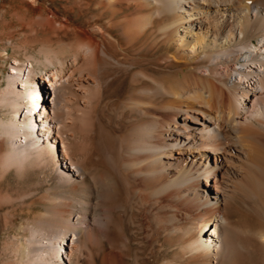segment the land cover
<instances>
[{
    "label": "bare ground",
    "instance_id": "1",
    "mask_svg": "<svg viewBox=\"0 0 264 264\" xmlns=\"http://www.w3.org/2000/svg\"><path fill=\"white\" fill-rule=\"evenodd\" d=\"M96 1L101 11L68 29L73 41L44 38L37 55L15 58L0 91V172L53 165L61 142L70 165L62 178H89L95 191L94 207L62 195L49 202L51 220L22 227L20 264H64L54 261L62 254L72 264L83 234H123L115 227L128 203L139 226L158 234L153 264H238L251 237L264 246L263 231L229 215L237 190L264 213V0H84L85 8ZM38 10L45 21H68ZM127 83L123 127H97L103 98L120 99ZM74 89L76 108L66 96ZM113 244L104 263L148 264L129 256V239Z\"/></svg>",
    "mask_w": 264,
    "mask_h": 264
},
{
    "label": "rangeland",
    "instance_id": "2",
    "mask_svg": "<svg viewBox=\"0 0 264 264\" xmlns=\"http://www.w3.org/2000/svg\"><path fill=\"white\" fill-rule=\"evenodd\" d=\"M36 1L38 2L36 5H31L29 0H0V91L7 87L5 77L11 72L15 58H23L26 52L31 55H37L39 47L36 42H40L44 38H50L54 41L60 40L63 44L69 43L70 40L73 41L77 33L68 29L85 24L94 14L101 11V9H95L98 1L93 2L92 6L88 8H85L84 0ZM41 8L42 13L48 14L50 17V10H52L59 17L67 18L68 21L63 22V24L45 21L38 17V9ZM109 13L103 14L100 21H105ZM125 15L124 11L116 16L121 19ZM19 16L24 19V22L20 21ZM118 32L120 34V30ZM70 60L71 58H68L66 61L68 65ZM51 68L52 66H44L41 70L46 71ZM131 77L133 76L130 75V79ZM33 89V102L35 103L38 100L36 95L38 88L33 86ZM75 89L69 90L66 95L68 99L76 100L74 108L77 107V99L79 97ZM133 90V87L127 83L122 89L120 99L117 100L111 94H107L103 98L101 107L97 111V127L101 124L109 132L114 128L119 130L123 127L118 119L119 108L121 109L122 103L128 100L127 97L129 98ZM25 103L27 102L25 101ZM62 103L66 108L69 107L67 100ZM14 116H16V113ZM62 132L63 137H66V132ZM121 133L120 131L118 132L119 135ZM56 134V131L52 133L54 136ZM71 141L73 152L70 157L71 161L76 162V160H80L83 157L77 140L72 139ZM61 147L62 144L60 142L54 148L55 150H52L56 160L53 165L50 163L51 158H48L45 161V166L35 161L32 164L28 162L23 167H14L6 173L0 172V264H20V244H22L20 239L26 240L29 235L22 227H27L35 219H43L42 215L46 214V220H51L49 211L56 207H52V204L49 205L51 199L55 201L57 200L55 198H59V196L73 194L72 196L75 199H79V201H76L78 204L87 200L89 204L86 202L89 206H95V191L92 189L91 179L88 178L87 182H85L87 183L86 185L77 178L75 184L71 183L70 179L62 178L63 164L66 168H70V165L68 160L65 159ZM92 152L94 155L97 154L95 146H93ZM84 188L85 191L83 190ZM125 207L121 218L124 224L122 223L117 228L115 227L117 231L121 228L123 234H96L98 233L96 230L95 233L90 230L88 234H83L80 243L81 250L72 258V264H106L104 260L106 255L112 251L111 249L115 245L113 243L120 246L121 242L127 239L133 244V247L129 250V256L132 259L137 257L142 260V263L153 264L154 257L152 253L157 254V250L160 248L159 244L153 241L158 237V234H147L139 226L141 221L137 213H133L134 207L129 203ZM229 207V215L234 221L242 223L247 221L255 231H258L257 234L264 232V213L258 204L250 200L245 194L237 190L233 201L229 203ZM248 241V243L244 244L246 248L241 249L238 255V264H264V246H262L261 241L257 236L251 237ZM65 243L71 245L68 237H66ZM249 247H252L253 251ZM62 256L54 258V261L69 264L68 255L62 254ZM107 264H113V262L107 260Z\"/></svg>",
    "mask_w": 264,
    "mask_h": 264
}]
</instances>
